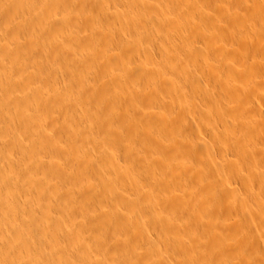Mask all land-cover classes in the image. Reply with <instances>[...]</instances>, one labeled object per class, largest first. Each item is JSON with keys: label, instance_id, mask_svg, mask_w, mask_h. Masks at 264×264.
Listing matches in <instances>:
<instances>
[{"label": "bare ground", "instance_id": "obj_1", "mask_svg": "<svg viewBox=\"0 0 264 264\" xmlns=\"http://www.w3.org/2000/svg\"><path fill=\"white\" fill-rule=\"evenodd\" d=\"M58 1V3L54 4L52 2L45 4L42 0H33L28 6L23 5L22 7L19 4V0H0V264H78L83 257H85L84 259H89L86 262L88 264L98 259L97 255L92 254L93 251L90 252L91 250H88L92 247L90 244L96 241L88 242V239L85 238V240H82L84 233L79 230L80 228L83 229L82 226H84L85 222L90 220L89 215L84 213L79 219V216L75 214L76 211H74L75 213L70 211L63 202V194H66L63 192L66 188L63 187H66L67 183H71L68 185L74 186L75 183L77 184L81 180H77L78 178L73 175L75 173H73L74 171L72 172L71 168L74 166L71 165L72 160H70L72 154L68 151V147L71 143L78 142L77 150L82 153H89L93 138L88 133L94 132V129H98L99 132L106 136L110 149L114 148L117 151L119 148L124 149L119 147L120 145L116 147L117 140L127 141L128 131L129 128L130 130L132 129L134 120L143 118L149 126L152 124H157V128L160 126L161 132L163 131V136L165 137L153 136L155 141L151 140L152 145L147 143L151 147L145 144L140 145V153H137L138 156H136L138 161L144 159L145 162L137 167L131 163L133 169L130 168L131 176L145 177V180L149 182H151V174H154L163 179L175 178L182 183L181 179L184 177L182 171L186 174L183 179H189L188 177L190 176L206 175L209 170L211 171V167L219 165L216 175H210L212 172L207 175L215 183L224 187L226 191H230L231 186H229L223 176L226 171L227 161H230V155L245 156L255 165L261 161L264 162V112L260 114L263 119L259 120L260 118L258 116V119L256 114L251 116L250 113H247L248 111L242 112L235 110L234 106L230 107L231 103H235L237 106L241 104L253 105L255 103L254 99H257L254 97H258L262 92L261 81L256 79L257 75L255 77V75L250 76L248 74L249 76L247 77L245 72V74L242 73V71L247 70L244 65L245 61H247L246 59L249 58L243 55V50L240 47L234 44H226L222 46V50H220L221 46L218 48L220 51H216L217 55H213V59L217 63L214 66L220 73L217 75H219L220 80L223 79V82L222 84L220 83L218 92H209L210 90L204 89L203 85L207 86L204 82L210 78L206 75L209 76L211 73V69L208 66L214 69L215 67L212 66L214 63L204 66L210 70H208L210 73L206 70L209 74H206L204 72L205 69L203 68V70L202 67L198 68L199 71L195 69V64L193 66L194 69H190L188 66L186 68L180 66L182 68L180 69L175 65L171 69L168 66L169 70L165 68L155 69L151 67L152 64L140 70L135 67L136 58L134 59L133 56H139L142 50L138 45L139 43L137 45L134 43H136L140 34L146 31L147 27L145 26L148 24L152 26L153 24L152 29L156 33H159L160 30L164 31L163 28L161 29L163 24L159 22L161 19L165 20L170 17L166 15L167 7L172 9L177 3H180L179 0H163L166 1L164 6L165 9L167 8L165 10L166 13L165 11L161 12L159 9L160 13L164 15H160L157 11V14L154 11V14H151V10V13H147L152 16L149 15L150 17L148 16L147 19H145L146 16L144 14H139L145 12L141 10L144 6L143 0V6L137 5V7H141L140 10L142 12L138 9V13L136 11L137 8H135L132 9V15H126V13L123 15L121 13L123 10L121 12L115 11L116 13H114L111 10L113 6L111 5L112 0H92L89 3L88 0ZM126 1L128 3L124 1L125 5L127 4L126 9L129 11L134 8L133 3L136 4L140 0ZM157 1L159 2L160 0H155V2ZM124 2H120L119 5ZM78 3L83 7L81 6V10L79 9L80 12H75ZM129 3L132 4L131 8H128L131 5ZM198 3L194 5L195 2L193 3L192 1L191 4L195 8L196 13H199L197 9H200ZM73 6H76V8ZM121 6L124 5L122 4ZM193 7L192 9H194ZM211 7L210 9H212ZM157 8L155 7V10H158ZM177 10L180 14H184L183 17L187 19V22L184 21L185 24L180 23L183 21L182 18V21H178L180 25L178 23L176 27L172 26L171 28H174L170 31L176 36L175 38H180L181 36L186 39L185 41H190L189 43L185 42L190 45L189 47L196 46L197 42L206 37H209V39L214 38L216 41L221 42L228 40V38L223 40L225 36L220 33L223 31H221L222 29L219 30L220 28L217 27L218 25L216 26L215 22L210 24L215 25L217 27L216 30L214 29L216 27L209 25V22L208 25L211 28L208 26L209 29H206L207 25L203 22L204 18H201L202 21L196 17V13H191L194 16L190 12L188 14V11L182 7H178ZM147 13L146 15H148ZM13 15L21 16L26 21L25 29L22 22L12 19ZM120 16L121 38L119 44L107 46L102 40L90 39L93 54L99 55L96 63L89 54H86V50L73 51L72 45L75 43L72 45L71 43L76 41L77 38L74 40L76 35L79 36L81 34V38H90V32H107L111 27L114 28L113 25L115 26L118 23ZM242 17L244 19V16ZM206 20L212 21L211 18ZM259 20L261 22L262 19ZM259 20L255 19L254 21L257 22ZM245 22L248 21L245 20ZM251 22L253 24L252 19ZM154 23H157L156 25L159 27H155ZM137 26L138 28L136 29ZM245 26L251 27L249 24H245ZM262 27L255 24V27H251V29L255 33L260 28L258 30L260 32L256 33L264 35ZM149 28H151L150 25H148ZM138 29L139 32L137 31ZM152 29L147 30L145 34L155 37L158 33L152 32ZM213 29L215 31L219 30V33L214 32ZM54 30H60L58 33L62 32L65 37L70 39L60 42L61 40L57 38L58 34H54ZM148 31L154 33V35L147 34ZM134 32L137 34L135 35ZM132 35H135L136 38L138 37L137 39L133 38L135 40L134 43L131 41ZM9 36L15 40L13 44H10L11 41L9 43ZM161 36L165 35L156 37L162 38ZM62 37L64 38L63 35ZM148 37L146 36V38L142 39V36L141 38V40H145V44H142L144 42H141V44L142 52L147 50V52L145 51L146 53L144 52L146 55L149 43H152L151 41L154 39L152 38L150 41L151 38ZM184 38L183 40L181 38L182 44L184 43ZM160 40L166 42L163 38ZM146 41L149 42L148 46ZM57 42L62 43V48L59 51H54L56 47H60ZM203 42L207 43L206 40ZM163 44L165 45V43ZM145 45L146 47L144 48L143 46ZM185 46L184 48H189L187 45ZM193 48L194 50L196 49V47ZM198 51H194L198 55L197 57H199ZM191 52H193L192 49ZM256 52L251 56H256ZM186 53V57L192 58L194 56L192 54L189 56V52ZM142 54L137 59L140 57L144 58V54L143 56ZM179 55L177 53L178 58H176L178 60L181 57L184 59L182 55L180 57ZM43 59L52 60L53 68H45ZM162 61V59L161 61L159 60L161 63ZM185 61H187L186 58ZM158 64L160 65V63ZM175 64L177 65L176 62ZM181 64L188 65L183 61H181ZM96 65L99 67L95 68ZM261 67L259 68L261 69ZM90 68V72H94L101 78L102 82L100 84L94 83L86 86L80 82L83 78L86 82L89 81V74L91 73H88V69ZM157 84H160L163 90L171 96V101L163 100L160 90L153 94L152 89ZM142 85H146V88L148 87L145 90V92L150 93L147 95L148 98L144 96V91H141L143 90ZM52 90H58L59 94L52 93ZM249 90L254 92L249 94ZM105 92L110 95V99H105L98 103L100 94ZM252 94L255 95L253 99ZM158 98L160 99L159 103L155 102ZM138 99L139 102L135 103ZM152 100H154L157 110L152 111L151 107L154 106L151 102ZM212 107L217 108V110ZM104 108L111 111H114L115 108L117 112H113L111 117L104 116ZM93 116H97V120H94ZM93 120L95 125L92 123ZM130 124H132L131 127H129ZM149 126L148 129L150 128ZM149 130L153 131L152 129ZM142 136H138L139 139ZM162 146L165 147V150L161 149ZM179 146L184 150H178ZM133 148L125 149L128 160L135 159L133 152L136 154V149L134 148V150ZM109 153L113 154L111 150ZM47 156H51L52 159H47ZM114 156L111 157L113 158ZM116 167L115 165L112 166L114 171H116ZM120 172L123 171L120 170ZM57 175L61 176L62 180L65 179L64 182L67 181L65 186L54 180V176ZM75 175L78 174L76 173ZM102 179L103 175H99V183L97 186L92 184L91 187H103L109 190V194L112 189L108 185L109 183L106 184ZM72 181H74L73 185ZM187 182L185 180L182 184L188 186L189 183L186 185ZM245 182L248 192L255 195V199L259 200V196H264V168L251 174L247 180L245 179ZM149 184L153 186L152 183ZM192 184L194 185L193 182H191V186ZM117 185L122 189L124 184H121L122 187L120 184ZM155 185L159 191L158 194L161 196L163 194L162 192V194L160 193L161 188H157L160 183H155ZM222 187L219 188L221 191ZM95 188L93 190H96ZM190 191L193 192L192 189L189 190V193ZM207 191L204 194L192 193V197L189 194L188 204L199 201L204 208L210 206L218 211L217 207L226 201L225 197L212 194V199L209 201L206 195H210V192ZM96 192L98 194L101 193L99 196H102V192L99 189ZM120 195L122 196V193ZM83 199L86 200L85 197ZM99 204L101 206L102 203ZM239 204L240 206H244V204L246 206L247 202L244 198H241ZM100 206H95V208ZM102 206H106L104 202ZM102 206L100 207L102 209L107 207L110 211L112 209L108 205L105 208ZM100 208L99 211L101 210ZM108 210L105 211L108 213ZM246 211L250 214L252 209L247 208ZM132 212L135 217L136 212ZM260 213L264 224V210H261ZM109 214L113 215L115 213L110 212ZM133 214L130 215L133 216ZM136 217L138 216L136 215ZM121 218L122 220L124 219V217ZM125 219L123 221L120 219V222H123V226L125 225ZM135 220L137 218H134ZM139 220H141L140 217ZM89 222L88 224L86 223V226L91 225ZM128 222H126V225H129L127 224ZM133 222L131 223L133 224ZM203 223L210 225L211 222L208 217H204ZM238 223L240 231L244 234L246 232L244 227L248 228V225H243V222ZM136 225L138 224L136 223ZM134 226L133 228L130 227L135 229ZM228 226L230 225H227L225 221H221L213 224L210 229L212 232L224 237L227 248L232 249L236 243H232L233 238L231 239L225 234L229 228ZM120 227H118V231L122 232L121 234L119 233L121 238L122 236L129 239L130 237L132 238L133 233L128 230L130 228L127 231L126 226H124L125 232H123L119 229ZM250 227L251 230H254L249 232V235L247 234L251 237V248L247 250L253 256L251 264H264V230L260 231V227L253 222H251ZM89 228H92V226ZM86 229L87 227L84 228V230ZM89 230H87L88 233ZM80 232L83 234L81 233L82 236H78L79 238H76L77 241L75 242L73 239L75 237L73 236L81 235L79 234ZM87 234L85 235L87 236ZM85 235L84 237H86ZM92 236H90L91 241L94 240V238L91 239ZM134 236L137 237V234ZM80 238L82 239L79 240ZM121 238L118 237L120 240ZM144 238L146 239V237H143V240ZM146 240L151 242L148 238ZM146 240L144 241L146 242ZM83 242H87L90 247L86 248L88 246L86 243L84 248L82 246ZM153 243L154 241L150 245ZM147 244L149 243L147 242ZM233 249H236V247ZM229 252L231 253L230 250ZM82 261L85 262L87 260ZM83 262L81 263L84 264ZM128 262H133V264H155L154 260L140 261L141 263L134 260H128ZM165 263L168 262L165 261ZM96 264H99V262Z\"/></svg>", "mask_w": 264, "mask_h": 264}, {"label": "rangeland", "instance_id": "obj_2", "mask_svg": "<svg viewBox=\"0 0 264 264\" xmlns=\"http://www.w3.org/2000/svg\"><path fill=\"white\" fill-rule=\"evenodd\" d=\"M57 1L58 0H42V2L45 4H48V3L50 4V2H52L53 4L58 3L59 1L58 2ZM90 1L92 2V0H88V3ZM124 1L127 3L126 0H123V1L122 0H112L111 5H113V6L111 7V10L114 13L119 12V11L121 12L123 10L124 12L123 11L121 12V13H123V15H125V13H126V15H130V14L132 15L133 14L132 9L137 8L136 11H138V13H139V10L141 7L138 6L139 7L138 8L137 5L139 4V5L143 6V3H144V6L141 9L142 11H145L146 13L147 12L151 13V10H152L151 14H154V12L156 13V11H157V12H159L160 15H162L163 13H160V11L164 12L168 8L167 13H166V11H165V13H166V15L170 16V17L167 16L170 18V19L167 18V19H169V21H167V19H165V20L161 19L159 22V23L163 24V25L161 24L163 26V27H161V29L162 28L164 29V31L162 30L164 33L160 30V32L159 33L157 32L158 33L157 34L156 31L154 29H152L153 24H152V26H151V24H148L151 27L148 29V25L146 23H144L145 25H147V26H145V27H147L145 29L146 31L152 29V32L154 31V33L157 34V35L156 34L155 35L158 37H160V35L164 34L165 36H161V37L166 42H163L162 40H160L162 38H158L156 36H155L156 37V39H155V37L151 35V34L154 35V33L150 32V31H148L147 34H150L151 37L149 35L145 34L146 31L144 33H141L143 38H142L141 34L138 33V34H140L141 37L138 35L139 38L137 37L138 40H136V43H134L135 42L134 39L136 38L135 35L137 33L134 32L135 35H132L131 41L136 45L139 43L138 45H139V47H141L142 51H143L142 44L143 45L145 44V40H141V38L144 39V38H146V36L147 37L149 36L148 38H151L150 41L152 40V38H154L156 41V42L153 41L154 39L151 41L152 43H149L150 42L149 40H148L149 42L146 41L147 42L146 45L148 43L150 44V45L148 44L149 46L147 45L148 46V48H147L148 49V53H147L148 56L146 54H144V52L145 51L147 52V50H145L144 52L141 51L140 55L142 53L144 54V56L142 54V56L144 58L140 57L142 60L140 58L137 59V57H139L140 55L139 56L138 55L133 56L134 59L136 58L135 59V61H136L135 67H137L138 70H140L141 68H147L148 65H150V64H152L151 67H154L155 69L165 68V69L169 70V69H171V67L173 65L179 67L180 69H182L181 67L186 68V66H188L190 69H194L193 66L195 64L196 65L195 69H197L198 71H199L198 68L202 67V69L203 68L205 69L204 72L206 74H209L211 72L209 74V76L206 75L210 79H206L204 82L208 87L205 85H203V87L206 90H210L209 92L213 91V93H216L220 90V83L222 84L223 79L220 80L219 75H217L220 73L216 70V67L214 66L217 63L215 62V59H213V57L215 55H217L216 51L218 50V48L220 46H221L220 50H222L223 45L234 44L237 47H240L244 51V52L242 51L244 56H247V58H249V59L245 58L247 61H245L246 63L244 62L245 63L244 67L247 70L242 71V73L243 74L246 73L245 75H247V77L249 75L250 76L255 75V77H256V75H257L256 79L261 81L260 85H261L262 92L260 93L261 95H259L258 97L253 95V94L251 95L252 99L254 96H255L254 98H257V99H254L255 103L253 105L248 106L247 104H241V105L237 106L235 103H231L230 107L234 106L235 110L242 111V112L248 111L247 113H250L251 116H255L253 114H256L257 118L259 116V118H260V119L258 118L259 120L263 119L261 117L262 115H260V114L262 112H264V95H263L264 94V68H263V64H264V35L263 34L259 35L258 33H256V32H260V31H258V30H260V28H258L255 33H253V29H251V27L252 28L255 27V24H257L259 27H262L264 25V21H262V20H264V1L263 0H192L193 3L195 2L194 5H196L199 2L198 6L199 5L201 6V7L199 6L200 9H197V12L199 11V13H196L195 8L193 7V5H191L192 4L191 0H185V1L179 0L180 3H177V5H175L174 7L172 6L173 8L170 7L172 9H169V7H167V6H166L167 8L165 9L164 6L166 5L165 4L166 1H163V0H160L159 2L157 1L158 3L155 2V0H143L144 2L142 3V0H140L136 4L133 3L134 8H131L132 2L129 3V5L131 4L130 7H128V8H131L130 10L128 9L129 11H127V9H126L127 8L126 5L128 3L125 5ZM161 1H163V2L161 3ZM19 2H20L19 3L20 6L23 7V5L28 6L29 3L33 2V0H19ZM120 2H124V3H121V5L123 4L124 6L119 5ZM79 4L80 3H78V5H76L77 8H76V6H73L74 8H76V11L74 10L75 12H80L79 9L81 10L82 5L80 6ZM145 4L147 7L146 10H145V8H146ZM189 5H191L194 9H192V7ZM158 6H159V8H157ZM209 6L210 7L214 6V7H211L213 10L210 9ZM124 7L126 10L124 9ZM155 7L158 10H155ZM178 7H182L184 9H186L188 11V14H189V12H190V14L196 13V17L198 19L204 18V21L202 19L201 20L205 23V25H207L206 29H209V27H210L209 25H211L213 27H216L218 25L217 27L220 28L219 30L222 29L221 31H223V32H220L221 35L223 34L225 36L224 38L222 36L223 40L226 38H228V40L226 39L225 41L221 42V41H216V39H214V38L209 39V37L208 38L206 37L203 40L201 39L202 41L199 39L200 42L196 43V41H198V40L195 41V43L197 45L193 46V47H196V49L194 50V48L192 46L189 47L190 45L186 44V43H189L190 41L189 42L185 41L186 39L184 37L180 36V38H175L176 36L171 32L174 27L173 28H171V27L172 26L176 27V24H178L182 20L183 21L180 23L185 24L184 21L187 22V19H185V17H183L184 14H180L178 12V10H177ZM119 8H121V9H119ZM117 9H118V11H117ZM159 9H160V11H159ZM141 10H140V12H142ZM193 10H194V12H193ZM168 11H169V13H168ZM145 12L139 13V14H144V16H146L145 19H147L148 16L151 14L147 13L148 15H146ZM191 15H193V14H191ZM219 15H221V16L219 17ZM215 16L218 17L219 19L216 18ZM242 16H244V19ZM245 17H246V19H245ZM247 17H248V19L250 18V20H248ZM208 18L209 19L211 18L212 21H209V20L207 21L206 19H208ZM238 18H239V20H238ZM12 19L14 21L22 22L23 27L25 29L26 21L21 16H14L13 15ZM242 19H243V21H241ZM251 19H252L254 25L252 24ZM255 19H257V20L262 19V20H261V22H260V20L256 22V21H254ZM170 20H172V21H170ZM173 20L176 21L177 23L174 22ZM245 20L250 22V23L245 22ZM165 21H166V23H165ZM208 22H209V25H208ZM211 22L212 23L215 22L216 26L210 24ZM240 22L242 25L240 24ZM244 22L246 25L249 24V26H251V27H246L245 24L243 25ZM262 22H263V24H262ZM120 23H121V16L118 19V23H116L117 28H116V24H115V26L113 25L114 28L111 27L112 30L110 29L107 32H99V31L98 32H90L89 33L90 38H88V37L87 38H81L80 37L81 34L79 36L76 35L74 40L76 38L78 40L76 39L75 42L74 41L72 42L70 40V42H72L71 45L75 43L74 45H72L73 51L79 52L82 49H83V51L86 50V54H89L91 59H93L94 62L96 63L98 61L99 55L93 54L90 41L92 39L96 38V39H99V40H102L103 42H105L107 46H109L110 44H112V45L119 44L120 38H121V32H120L121 24ZM157 23H154V25H155V27L158 28L159 26L156 25ZM180 23H179V25H180ZM183 24H181V25H183ZM217 27L214 29L216 30ZM263 27H262V30H264ZM137 28H138V26L136 27V29ZM214 29H213L214 32L219 33V30L215 31ZM54 31H55V33H54L55 35L58 34V37L57 36L56 37L60 38V40H61L60 42H64L67 39H70L68 37H65V35L62 32H60V33H62L60 35V33H58V31H60V30H54ZM137 31L139 32V29ZM225 33H227V35H225ZM62 35L64 36V38L62 37ZM10 36H12V35H10ZM133 36H135V37H133ZM181 38H182V40L184 38L183 44H182ZM205 40L207 43L203 42ZM10 41H11V43H10ZM14 42H15V40H13V37H10L9 43L13 44ZM141 42H144V43L141 44ZM57 43H59V42H57ZM80 43H82V44H80ZM163 43H165V45ZM184 44L187 45L190 49L184 48V46H185ZM59 45H60V47L59 48L56 47L54 49V51H59L62 48V46H61L62 43L61 44L59 43ZM146 45L143 47L145 48ZM175 45L176 46L178 45V46L176 47ZM179 46H181L182 49ZM198 46H200V47L198 48ZM151 48H152V50H151ZM172 48L174 49V51ZM202 48H203V51H202ZM191 49L193 52H191ZM197 50H199L197 52L199 54V57H197L198 55L195 54V52ZM220 50H218V52ZM181 52L184 54H182ZM186 52H189L188 53L189 56L192 54V56L194 55L195 57L194 56L192 58L190 57L191 59L188 56L186 57V55H185V54H187ZM199 52L200 53L202 52V53L200 54ZM251 52H252V54H251ZM255 52L257 55L252 57L251 55H254L253 53H255ZM177 53H178V55H179V53H181V55L184 57V59L181 57L178 60L177 59L178 58ZM246 53H247V55H246ZM55 54H56V52H55ZM181 55H179V57ZM250 56L252 57V61H251ZM147 57H148V59H147ZM254 57H256V58H254ZM185 58L187 59L188 63H186L187 61H185ZM253 58H254V60H256L255 62H254ZM161 59L163 60L162 63L159 62V60L161 61ZM181 61L185 62V64H188V65H184V64L180 65ZM173 62H174V64H172ZM175 62L177 63V65L175 64ZM158 63H160V65ZM257 63L259 64V66L256 67V65H258ZM43 64H44V67L48 68V69L50 67L53 68V66H54L52 60H47V59H43ZM206 64H208V65L213 64L212 66H214L215 68L212 69L213 67L210 68V66H208L209 69H211V71H210L209 69H207L208 67H204ZM168 66L170 67L169 69H168ZM260 66H262L261 69L259 68ZM66 67H67V65H66ZM97 67H99V66L96 65L95 68H97ZM88 70H89L88 73H91V74H89V81L86 82L85 79L83 78L80 82L84 83L86 86L88 84L91 85L94 83L100 84L102 82L101 78L98 75H96L94 72L93 73L90 72L91 68ZM206 70L207 71L209 70L210 72L208 71L209 72L208 73ZM255 71H256V73H255ZM259 71H260V73H258ZM258 74L260 75V78H259ZM144 84H147V83H144ZM144 86H145V89H144ZM141 87H143V90H141V91L142 92L144 91L143 92L144 96H147L148 94H150L148 92H145V90L148 89V87L146 88V85H142ZM207 88H209V89H207ZM158 90H160L162 92L163 100L171 101V96L163 90V88L160 84H157L155 87H153V89H152L153 94H155L156 91H158ZM51 92L52 93L55 92L56 94H59L58 90H52ZM253 92L252 91L250 92V90H249L248 93L251 94ZM73 96L75 97V95H73ZM149 97H151V96H149ZM147 98H148V96H147ZM105 99H110V95L106 92L104 94L101 93L100 98L98 100V103H101L102 100H105ZM154 100L151 101L154 104V106L151 107L152 111L158 109L155 107ZM137 101L139 102V99L136 100L135 103ZM159 101H160L159 98L157 100H155V102H157V103H159ZM256 102H257V104H256ZM255 104H256V106H255ZM252 107H254V108H252ZM212 108H214V110H217V108H215V107H212ZM113 112H117V109L114 108V111H111L110 109L104 108L103 114H104V116L111 117ZM93 118H94V120L95 119L97 120V116H93ZM94 120L92 123L95 125ZM132 124H130V126H129V127H131V125H132V129L130 130V128H129V131H128L129 134L127 135L128 136L127 141L124 142L122 140H117V142L115 144L116 147L120 145L119 147H121V148L123 147L124 149L119 148L117 151L114 148H113L114 151L112 148L110 149L109 148L110 144L108 143L106 136L103 133L99 132L98 129H94V132L88 133L93 138V141L91 142L92 146L90 147L89 153H82V152L78 151L77 150L78 142H73L68 147V151L72 154V156L70 158V160H72V163L70 160L69 161H70L71 165L74 166L73 168H71L72 172L74 171L73 173L78 174V175H75V174H73V175L76 176V178H78L77 180H80V179L81 180L78 181L77 184L75 183L74 186L68 185L71 183H67L66 187H63V188H66L65 190H63V192L66 193V194H63L64 195L63 202H64L65 206L70 211H73V213H75L74 211H76L75 214H77L79 216L78 217L79 219L81 218V216L84 213H87L89 215V218H90V220H89L90 222L87 221V222H85L84 226H82L83 229L78 227V228H80L79 230L83 231L84 234L82 232H80L79 234L82 233L83 236H82V234L76 235L77 237L73 236V237H75V238H73L74 241L76 242L77 241L76 238H79L80 236H82L83 239L80 238L79 240L88 239V242L96 241V242L92 243L93 245L90 244V246H92V247H90L87 242L82 243V246L84 248L86 247V246H84V244L87 243L88 246L86 248L90 247L91 249L89 248L88 250L89 251L91 250L90 252L93 251L92 254H94L95 256L97 255L96 257L99 260L98 259L95 260L96 261V262L94 261L95 264L98 262H99V264H133V262L129 263L128 260H132V261L134 260L137 262L154 260L155 264H163V263L164 264H251L252 260H253V256L249 251H247L249 248H251V246H250L251 237L248 235H249V232L254 231L253 229L251 230V227H250L251 222L256 223L260 227V229H259L260 231L264 230V224H263V221L260 217L261 216L260 215L261 210H264V196H259V200L255 199V195L248 192L245 179L247 180L251 174L255 173L256 171L263 169L264 168V162L261 161L260 163L255 165L251 160H249L245 156L230 155V157H229L230 161H227V164L225 166L226 171L223 174V176L226 178L227 182L229 183V186H231L230 191H226V189L224 187L215 183L214 180H212L208 177V175H209L208 173H211V172L212 173L210 175H216L217 170L220 167L219 165L211 167V171L209 170L207 172L208 175L204 174L202 176H197V177L190 176V177H188L189 179H186V178L183 179L186 176V174L182 171V175L184 174V177H182L181 182L184 183V181L187 180L188 182L186 183V185L189 183L188 186H185V184L180 183V181L175 179V178L163 179L162 177L154 175V174H151V177H150L151 182H149V181L145 180L146 179L145 177L142 178V177L131 176V173H130L131 169L130 168L133 167L132 164H135L137 167V166H140V164H144V162H145L144 159H141L140 161H138V158H137V156H138L137 153H140V150H141L140 145L145 144L147 146H150V145H152V141H155V139H154L155 136L159 137V138H160V136H162V137H165V136H163L164 134H163V131L161 132L160 126H158V128H157V124H152L154 126L152 128V125H150V126L147 125L143 118L140 120L139 119L134 120L132 122ZM148 126L150 127L149 129H152L153 131L149 130ZM127 130H128V128H127ZM155 131H156V133H155ZM137 135L142 136V137L139 139V137ZM147 143L150 145H148ZM129 147H134L136 149L135 150L133 148L136 151V154H135V152H133L135 159H129L128 160L127 155L125 154V151H126L125 149L129 148ZM161 149L165 150V147L162 146ZM110 150L112 151L113 154L109 153ZM178 150H184V149H182L180 147ZM111 156H114V157L112 158ZM46 158L49 160L52 159L51 156H47ZM113 165L117 166L116 168L119 170L116 169V171H114V169L112 168ZM120 170H122L123 172L119 173ZM84 172H85V174H84ZM80 173H82V174L80 175ZM105 174H106V177L108 175L107 178L105 177ZM82 175H84L85 177ZM99 175H103L102 181L106 182V184L109 183L108 185L112 189V190H110L109 194H108L109 190H106L103 187L102 188L101 187L100 188L94 187L95 185L97 186V184L99 183V181H98ZM109 176H110V179H109ZM62 179L63 178L61 176H58V175L54 176V180L57 183L62 184V186L63 185L65 186L67 181L64 182L65 179L64 180H62ZM190 179H191V181L189 182ZM74 181H72V185L74 184ZM154 182L160 183L161 187L159 186L157 188H161L162 191L159 189L160 193L161 192L163 193V194L161 193L162 194L161 196H160V194H158L159 191H158V189H156V187H155L156 185ZM191 182H193L194 185L192 184V186H191ZM149 183H152L153 186H150ZM92 184L94 186L91 187ZM117 184H120V186H121V184L122 185L124 184L123 188L121 189L120 187H118ZM190 186H191V188H190ZM220 187H222V191H224V192H222L219 189ZM94 188L96 190H93ZM118 188H120V189H118ZM97 189H99L102 192V196L101 195L99 196V194H101V193L98 194L99 191L96 192ZM191 189L193 192L190 191V193H189V190H191ZM91 190H93V191H91ZM206 190H208L207 192H210V195L209 194L206 195V196H208L209 201H211V199H212V197H211L212 194L222 195V197H225L226 201L224 203H221L219 205V207L216 206L218 211L215 210L216 208H213L210 206L208 208H204L199 201H197V202L194 201L193 203L188 204L189 203L188 202L189 194L192 197V193L195 194L196 192H198V194H200V193L204 194ZM121 193H122V196L120 195ZM84 197L86 198V200L83 199ZM118 197H120V198L118 199ZM241 198H244L246 200V202H247L246 206H245V204H244V206H240L239 201ZM249 201H251V202L249 203ZM103 202L106 206H102ZM99 203H102L101 206L104 208L107 207V205L109 207L111 206L112 207V209L110 208L111 211L108 210V207L105 209L100 208L101 206ZM95 206L96 207L100 206L99 208L103 212L101 210L99 211V208H95ZM247 208L252 209V212L250 214L246 211ZM221 209H222V211H221ZM95 210H96V212H95ZM105 210H108V213L114 212L115 213V214H113L114 216L111 215L112 213L109 214V215H111V216H109L107 211H105ZM132 211L136 212V213L134 212L135 217H134V214ZM100 212H102V213H100ZM130 214H133V216ZM136 215L138 217H136ZM121 217H124V219L127 218V219H125L126 221H125V225H124V226H126V230L128 228H130L131 230L130 229H128V230L131 231L134 235L137 234V237H135L132 234V238L130 237V239L125 238L123 236L121 238L120 234L122 232L120 233L118 231V227L121 226L122 228L120 227L119 229L121 231L125 232V227L123 226V222L122 223L120 222V219L122 220ZM139 217L141 220L138 221ZM204 217L209 218V220L211 222L210 225L208 223H203ZM78 218H76V219L78 220ZM128 218H130V219L128 220ZM134 218L135 219L137 218V220H135L137 222L134 221ZM127 220L130 222H128ZM132 220L135 222V224ZM221 221L222 222L225 221L227 223V225L228 224L230 225V226H228L229 228L225 234L229 238H231V239L233 238L234 242L232 241V243H234V244L236 243L232 247V249L227 248L228 246L224 241V237H221L217 233L212 232L210 229V227L213 224L221 222ZM88 222L91 223L90 226L89 225L86 226V223L88 224ZM119 222H120V224H119ZM126 222H128L127 224H129V225H126ZM131 222H133V224ZM238 222H243V225H245V226L248 225V228L244 227V229L246 231V232H244V234L240 231V229H239L240 226H238V224H239ZM136 223L138 225H136ZM134 225H136V226H134ZM88 226L89 227L92 226V228H89ZM130 226L132 228L134 226L135 229H132ZM86 227H87V229L84 230V228H86ZM122 229H124V230H122ZM87 230H89V233ZM91 230L93 233L91 232ZM85 234H87V236ZM117 234H118V237L121 238V240L118 239ZM225 234H223V235H225ZM84 235L86 237H84ZM91 235H93L91 239L94 238V240H92V241L90 240ZM143 237H146V239L148 238V240H151V242L147 241L144 238V240H146V242H145L143 240ZM74 241H73V243H74ZM152 241H154V243L152 245H150V243H152ZM79 242H81V241H79ZM147 242L149 244H147ZM96 247H97V249H96ZM234 247H236V249H233ZM228 249L231 251V253L229 252ZM232 250H233V252H232ZM84 258L85 257L81 258V261L79 260L80 262H78V264H82L81 263V262H83L82 260H87V261L83 262L84 264H87L86 262H88L89 259H84ZM165 261H167L168 263H165ZM94 262H92V263L90 262L88 264H93Z\"/></svg>", "mask_w": 264, "mask_h": 264}]
</instances>
